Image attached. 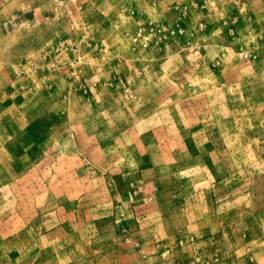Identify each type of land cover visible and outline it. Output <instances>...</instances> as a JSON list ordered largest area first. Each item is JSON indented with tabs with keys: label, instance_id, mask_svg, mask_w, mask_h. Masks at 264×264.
Returning a JSON list of instances; mask_svg holds the SVG:
<instances>
[{
	"label": "rangeland",
	"instance_id": "1",
	"mask_svg": "<svg viewBox=\"0 0 264 264\" xmlns=\"http://www.w3.org/2000/svg\"><path fill=\"white\" fill-rule=\"evenodd\" d=\"M0 264H264V0H0Z\"/></svg>",
	"mask_w": 264,
	"mask_h": 264
}]
</instances>
